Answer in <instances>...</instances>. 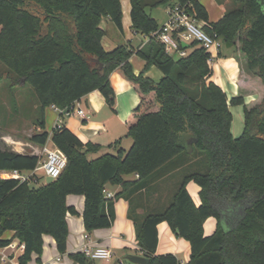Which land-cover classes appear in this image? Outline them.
<instances>
[{
	"label": "trees",
	"instance_id": "16d2710c",
	"mask_svg": "<svg viewBox=\"0 0 264 264\" xmlns=\"http://www.w3.org/2000/svg\"><path fill=\"white\" fill-rule=\"evenodd\" d=\"M131 28L148 38L138 49L125 42L113 50L101 44L106 29L103 18L122 28L121 0H0V63L8 68L12 85H30L37 96L36 126L41 130L29 140L53 144L66 155L67 165L55 181L47 183L6 178L0 180V248L12 243L3 239L7 230L25 243L20 264L32 254L41 262L43 234L57 241L65 253L69 225L68 195L85 196L83 222L86 231L111 227L116 218L115 201H128L127 216L135 226L138 244L149 264H181L173 254H157L158 225L167 222L179 238L190 243L187 264H264V94L245 103L247 89L228 100L227 93L212 76L211 56L198 41L186 56L169 54L156 32L157 19L147 7L180 4L204 22L212 37L224 47L241 52L244 80L256 77L264 87L263 0H230L224 15L209 20L201 0H130ZM183 46V43H182ZM136 53L155 65L162 78L155 81L144 71L136 74L130 58ZM221 56V53H220ZM118 72L140 95V102L125 121L133 144L128 150L103 153L99 143L80 138L64 124L52 133L45 128V109L55 106L69 112L77 100L98 90L109 107L116 104L110 75ZM244 106L245 127L239 137L231 132V105ZM62 120L66 117L60 113ZM40 157L0 150V170L33 171ZM135 174L126 180L125 175ZM175 179L165 204L157 198L141 214L138 200L150 198L160 183ZM199 188L196 205L188 184ZM120 186L107 196L106 185ZM168 193V194H169ZM217 226L205 234L206 219ZM81 264H97L83 252L69 255Z\"/></svg>",
	"mask_w": 264,
	"mask_h": 264
},
{
	"label": "crops",
	"instance_id": "0c3cea01",
	"mask_svg": "<svg viewBox=\"0 0 264 264\" xmlns=\"http://www.w3.org/2000/svg\"><path fill=\"white\" fill-rule=\"evenodd\" d=\"M214 1L222 6V12L219 16V18H221L224 15L226 11L225 8L230 0ZM201 2L206 7V2L212 3L213 0H201ZM121 4L123 12L122 27L125 30V34L123 36L124 38H122L116 29L114 32L116 35H110L107 30L106 34L101 39V44L108 51L113 50L120 44L128 41L131 42L136 49H138L148 40V38L140 35L133 30V28H131V1L121 0ZM169 6V4H166L165 6L166 16L163 20H160V13L158 14L153 10L148 11L149 7H147L146 11L151 13L152 16L157 19L159 25L162 26L168 19L167 10ZM104 20L101 22V26L105 29L106 24L109 25L110 20L107 17L104 18ZM220 53L222 54L221 48L219 49L218 54L213 56V60L211 62L212 76L210 77V81L217 83L223 90H225L229 101L232 97L241 93V88L247 89L245 103L262 98L264 94V87L260 85L259 80L256 77L251 76L250 80H244L249 73L243 70L240 59L233 56L222 58ZM130 61L136 74L144 71L145 76H150L155 81L162 78V72L155 65H152L149 69L145 70L146 61L141 59L136 53L132 55ZM110 81L114 89V93H116V104L114 108L109 107L106 103L105 96L98 90H95L88 93V95L81 99L80 105L84 110H86L85 118L72 114L60 121V111H57L53 105L45 109L48 118L51 117L50 123L52 124V132L55 128H57V126L64 124L66 127L70 128L83 143L90 140L101 145L99 150L89 153V158H96L107 152H116L120 148L125 151L133 144L132 139L127 135L128 129L125 125V121L134 111V108L138 106L140 102V95L137 93L134 86H132V84L122 77L117 71L111 73ZM240 106L241 108L236 110V115L238 117L236 123L234 122V110L232 105L230 107L233 114L231 132L234 137H239L243 133L244 128L241 129L242 125L245 127L244 106ZM36 127L41 130L40 127ZM45 146H47V144H34L32 146V151L21 150L15 152L20 154L28 153L37 155L41 160L46 156L44 151ZM54 147L55 144H53V147L49 146V148ZM136 176L137 175L135 174L125 175V179L132 180L135 179ZM165 182L168 184L167 180L161 182L159 190L152 191L149 195L150 198H146L148 195L145 194L143 199L138 200L139 204L137 211L139 213L142 214L145 207L152 205L151 203V205H148L149 200L150 202H153L157 198L163 199V196H166V193L168 194V191L166 192L165 190ZM106 189L113 195L120 192V186L117 185L107 184ZM188 189L196 205H200V188L194 182H190L188 184ZM66 202L68 206H74L78 212L77 214L68 213L66 217L67 224L69 225L66 252L61 253L58 250L57 241H55L51 235L43 234L44 244L40 257L41 262L38 261V255L33 253L31 256L32 259L27 264H81L72 259L69 255L73 252H83L89 245L106 246L112 250V258L106 261L96 260L97 264H124V258H128L132 255H143V252L138 244V240L136 239L134 223L127 216L129 209L127 199L120 197V199L115 201L114 207L116 211V218L111 227L99 228L89 232L86 231L85 224L83 222L85 196L71 193V195L67 196ZM216 226L217 220L215 218L209 217L206 219L204 225L205 234H212L215 231ZM1 238H11L12 243L8 246L0 248V264H20L19 257L23 254L25 249L23 247V243L20 242L17 237H14L13 230H7ZM158 238L159 245L157 248V254L172 252L180 259L181 262H188L190 260L191 253L189 241L187 239L185 240L184 238L177 237L167 222H162L158 225ZM182 254L184 255V258H180V255ZM4 257L6 259L5 262H3L2 259ZM132 264L136 263L132 262Z\"/></svg>",
	"mask_w": 264,
	"mask_h": 264
},
{
	"label": "rangeland",
	"instance_id": "374dc122",
	"mask_svg": "<svg viewBox=\"0 0 264 264\" xmlns=\"http://www.w3.org/2000/svg\"><path fill=\"white\" fill-rule=\"evenodd\" d=\"M165 6L166 4L159 5L153 7V9L149 7L148 11L153 10L158 14L160 13V20H163V18L166 16ZM206 9L208 10L209 20L211 21L217 20L222 12V6L217 4V2L214 0L212 3L206 2ZM105 29L106 31H109L110 35H116L114 34L116 29L122 38H124V28L121 31L111 21H109V25L106 24ZM190 49L191 47L189 50ZM221 51L222 58L229 56L239 59L242 58L241 52L238 51L236 47H229L228 49L223 46ZM8 74L7 66L3 63H0V150L32 151V146L34 144L29 140V138L33 133L39 130V128L36 127L37 119L40 116V112H38L37 96H35L33 88L28 84L12 85V80L10 77H8ZM232 108L234 110V122L236 123L238 118L236 115V110L241 108V106L238 104H233ZM45 119L46 130L48 132H52V124L50 123L51 117L48 118V115L45 114ZM243 128L244 126L242 125L241 129ZM46 144L47 146L53 147L51 140H49ZM37 176L41 177L42 182L46 180V176L41 170L38 171ZM174 180L175 179L169 178L167 180L168 184L165 182L166 192L168 191L169 193V188L173 186ZM168 195H170V193H166V196H163L162 201L155 202L156 205L167 203L169 199ZM180 258H184V255H180ZM123 261L124 264H132L128 258H124Z\"/></svg>",
	"mask_w": 264,
	"mask_h": 264
},
{
	"label": "built area",
	"instance_id": "2783aa9c",
	"mask_svg": "<svg viewBox=\"0 0 264 264\" xmlns=\"http://www.w3.org/2000/svg\"><path fill=\"white\" fill-rule=\"evenodd\" d=\"M168 19L164 22L160 29L156 32L158 40L165 45V49L169 54L177 57L186 56L189 48L182 46V42L190 45L193 41H198L206 51L210 53L211 62L213 56L218 54L220 48L224 46V42L220 38L212 37L204 28V22L192 16L188 10L182 5H172L168 7ZM81 99L77 100L69 112L63 111L55 107L60 113H64L67 117L76 114L81 118H85L86 110L81 107ZM62 121V118L60 119ZM45 158L41 159L38 167L33 171H20L18 169L0 170V180L6 178L18 180L22 182H34L35 176L39 170L43 171L44 175L51 176L53 180L57 179L67 165L66 155L62 150L57 148L44 147ZM108 197H112L111 192H107ZM25 248V243L23 244ZM83 253L94 260H109L112 258V250L108 247L89 245ZM6 261L5 257L2 258ZM181 264H187L182 261Z\"/></svg>",
	"mask_w": 264,
	"mask_h": 264
},
{
	"label": "water",
	"instance_id": "95a60500",
	"mask_svg": "<svg viewBox=\"0 0 264 264\" xmlns=\"http://www.w3.org/2000/svg\"><path fill=\"white\" fill-rule=\"evenodd\" d=\"M262 2L264 3V0ZM182 43H183L184 47H188L189 46L188 43H185V42H182ZM229 46H230V43L227 45V47H229ZM53 181L54 180H53V178L51 176H47L46 177V182L47 183H51ZM4 221H5V219L2 220V222L0 223V226H3ZM128 259L131 262L136 263V264H138V263L139 264H149V261H150V259L147 256H145V255H132V256H129Z\"/></svg>",
	"mask_w": 264,
	"mask_h": 264
},
{
	"label": "bare ground",
	"instance_id": "6f19581e",
	"mask_svg": "<svg viewBox=\"0 0 264 264\" xmlns=\"http://www.w3.org/2000/svg\"><path fill=\"white\" fill-rule=\"evenodd\" d=\"M208 228V227H207Z\"/></svg>",
	"mask_w": 264,
	"mask_h": 264
}]
</instances>
